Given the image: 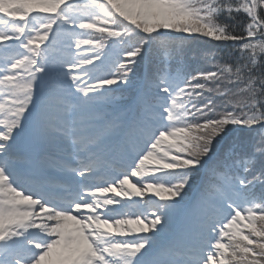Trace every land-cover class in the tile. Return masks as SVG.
<instances>
[{
	"label": "snow or ice",
	"instance_id": "6c2138e0",
	"mask_svg": "<svg viewBox=\"0 0 264 264\" xmlns=\"http://www.w3.org/2000/svg\"><path fill=\"white\" fill-rule=\"evenodd\" d=\"M0 264H264V0H0Z\"/></svg>",
	"mask_w": 264,
	"mask_h": 264
},
{
	"label": "rangeland",
	"instance_id": "374dc122",
	"mask_svg": "<svg viewBox=\"0 0 264 264\" xmlns=\"http://www.w3.org/2000/svg\"><path fill=\"white\" fill-rule=\"evenodd\" d=\"M131 179L135 180L136 178H131ZM110 195H111V194H110ZM127 227L132 229V233H131L130 236H133V235L137 234V232L135 231L136 228L138 227L137 225L133 224V225H129V226H127ZM239 227H240L242 233L247 234L248 229L245 228V227L243 226V224H241ZM127 237H128V236H127ZM124 238H126V237H124ZM222 242H225V240L222 241Z\"/></svg>",
	"mask_w": 264,
	"mask_h": 264
},
{
	"label": "trees",
	"instance_id": "16d2710c",
	"mask_svg": "<svg viewBox=\"0 0 264 264\" xmlns=\"http://www.w3.org/2000/svg\"><path fill=\"white\" fill-rule=\"evenodd\" d=\"M228 51H229V50H227V49L221 50L220 53H219V55H221V56H223L225 59H227V52H228Z\"/></svg>",
	"mask_w": 264,
	"mask_h": 264
}]
</instances>
